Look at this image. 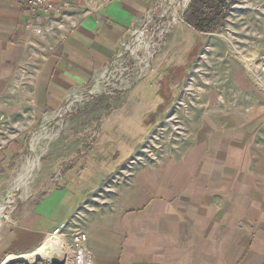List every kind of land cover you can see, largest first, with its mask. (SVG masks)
<instances>
[{"label": "crops", "instance_id": "1", "mask_svg": "<svg viewBox=\"0 0 264 264\" xmlns=\"http://www.w3.org/2000/svg\"><path fill=\"white\" fill-rule=\"evenodd\" d=\"M101 4L73 0L26 28L23 0H0V169L20 155L24 135L52 122L71 94L93 84L152 0ZM252 25L244 33L250 40L226 38L224 54L213 47L218 71L204 81L202 102L182 103L184 119L176 127L183 132L168 150L135 169L111 206L80 219L94 264H264V92L243 67L245 59L264 56V20ZM169 55L162 52L149 74L160 73ZM92 153L84 167L98 163L93 170L111 175L115 165L106 169L108 161ZM69 183L60 186L58 175L60 187H50L3 233L0 264L20 256L27 263L44 257L45 264H67L49 233L82 212L85 197L69 190L96 185ZM9 212L0 209V233Z\"/></svg>", "mask_w": 264, "mask_h": 264}, {"label": "rangeland", "instance_id": "2", "mask_svg": "<svg viewBox=\"0 0 264 264\" xmlns=\"http://www.w3.org/2000/svg\"><path fill=\"white\" fill-rule=\"evenodd\" d=\"M153 1H162L164 7L168 6V0ZM171 1L177 4L181 0ZM167 16L170 20L172 15ZM263 20L264 0H235L224 27L215 34L188 32L184 22H177L165 36L164 46L159 52L160 55L168 50V62L164 63L160 73H150L144 84H136L132 92L131 87L125 91L118 90L115 85L101 84L100 87L91 85L71 94L52 122L24 135L20 155L6 168L0 169V209L10 210L8 221L2 224L0 237L50 187L58 185V175L60 186L79 179L82 183L87 181L86 186L91 181L95 182L91 189L69 190L72 195L80 193L85 197L80 209L82 212L74 211L60 235L70 261L69 238L72 232L83 231L80 219L90 212L101 213L111 206L120 188L130 182L135 169L159 160L168 150L170 139L174 141L179 136L177 134L183 132L177 128L182 127L184 119L182 103L202 102L207 88L204 81L218 71L217 50L213 47L218 44L219 54H224L222 43L226 38L250 40L244 33L254 29V22L261 25ZM210 44L213 46L207 49ZM236 45L243 47L242 44ZM158 56L150 62L149 72L158 69ZM163 94V107L161 105L157 109ZM166 107L168 109L164 111ZM149 112L151 114H147ZM113 122L119 125H110ZM92 150L90 157L108 161L106 169L115 165L111 175L105 177V174L93 170L98 163L92 165V169L84 167L83 158ZM45 263L35 259L26 264Z\"/></svg>", "mask_w": 264, "mask_h": 264}, {"label": "built area", "instance_id": "3", "mask_svg": "<svg viewBox=\"0 0 264 264\" xmlns=\"http://www.w3.org/2000/svg\"><path fill=\"white\" fill-rule=\"evenodd\" d=\"M73 0H23L29 15L26 28L33 26V21L44 19L51 13L61 12L69 7ZM82 6H97L106 0H78ZM191 0H181L175 3L168 0L164 2L152 0L149 9L141 15L134 26L128 29L118 42L117 50L97 77L92 87L101 84L113 86L118 90H127L141 83L149 74L150 62L154 60L164 46L167 34L177 22H183V14ZM167 14H171L169 20ZM40 33L39 31H37ZM156 41H160L158 44ZM244 70L255 86L264 92V56L257 59H245ZM94 89V88H93ZM2 120V118H0ZM0 130V136L2 137ZM0 137V146L3 144ZM4 140V139H3ZM66 224L56 226L52 235L60 236ZM70 262L69 264H94L92 254L88 248L87 236L83 231H74L69 238Z\"/></svg>", "mask_w": 264, "mask_h": 264}, {"label": "trees", "instance_id": "4", "mask_svg": "<svg viewBox=\"0 0 264 264\" xmlns=\"http://www.w3.org/2000/svg\"><path fill=\"white\" fill-rule=\"evenodd\" d=\"M235 0H191L183 14L184 24L198 34L220 31Z\"/></svg>", "mask_w": 264, "mask_h": 264}, {"label": "bare ground", "instance_id": "5", "mask_svg": "<svg viewBox=\"0 0 264 264\" xmlns=\"http://www.w3.org/2000/svg\"><path fill=\"white\" fill-rule=\"evenodd\" d=\"M50 236V238H53L52 240H53V242L57 245V246H59V248H60V250H61V248L62 249H65L64 251L63 250H61L62 252H63V254H68V250L66 249V244H65V242H64V240H63V238L61 237V236H58V235H49ZM58 239V240H57ZM65 255V256H66ZM66 263L67 264H69V260H68V258L66 257Z\"/></svg>", "mask_w": 264, "mask_h": 264}, {"label": "water", "instance_id": "6", "mask_svg": "<svg viewBox=\"0 0 264 264\" xmlns=\"http://www.w3.org/2000/svg\"><path fill=\"white\" fill-rule=\"evenodd\" d=\"M37 261H40V260H42L43 262H46L47 261V258H41V259H39V258H37L36 259ZM27 262H25L24 260H23V256H20L19 257V259H17V260H14V261H12V262H10V263H8V264H26Z\"/></svg>", "mask_w": 264, "mask_h": 264}]
</instances>
